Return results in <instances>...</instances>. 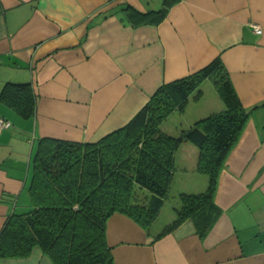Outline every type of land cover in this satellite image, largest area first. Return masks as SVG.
Instances as JSON below:
<instances>
[{"label": "crops", "instance_id": "crops-1", "mask_svg": "<svg viewBox=\"0 0 264 264\" xmlns=\"http://www.w3.org/2000/svg\"><path fill=\"white\" fill-rule=\"evenodd\" d=\"M216 57L250 110L217 179L216 222L204 237L190 218L155 237L174 219L179 193L207 186L196 170L198 148L183 142L169 195L149 230L115 212L106 238L116 264H264V0H0V118L7 123L0 128V230L12 212L29 208L39 138L97 141L124 125L162 83ZM8 83H28L30 116L2 95ZM163 122L161 129L174 135ZM0 264L54 263L34 246L25 257H0Z\"/></svg>", "mask_w": 264, "mask_h": 264}, {"label": "trees", "instance_id": "trees-1", "mask_svg": "<svg viewBox=\"0 0 264 264\" xmlns=\"http://www.w3.org/2000/svg\"><path fill=\"white\" fill-rule=\"evenodd\" d=\"M206 79L213 81L224 106L177 135L163 131L160 125L172 112L201 97ZM2 95L20 115L33 113L28 83H8ZM249 113L216 57L191 74L162 83L124 125L97 141L39 138L27 188L30 205L7 217L0 230V257H25L39 246L54 264H116L106 238L108 218L123 213L149 230L169 195L175 152L183 142L198 148L196 170L207 176V186L179 193L174 219L155 237L186 218L204 237L221 212L215 201L218 176Z\"/></svg>", "mask_w": 264, "mask_h": 264}, {"label": "rangeland", "instance_id": "rangeland-1", "mask_svg": "<svg viewBox=\"0 0 264 264\" xmlns=\"http://www.w3.org/2000/svg\"><path fill=\"white\" fill-rule=\"evenodd\" d=\"M200 88L202 90V95L199 99H189V102H187L182 110H175L164 120L163 125L166 129L172 131L174 135L180 132H178L177 129L181 127L183 121H187L190 118L192 119V117L197 115L198 111H204V109L208 110L213 105H220V102L223 103L211 79L203 82Z\"/></svg>", "mask_w": 264, "mask_h": 264}, {"label": "built area", "instance_id": "built-area-1", "mask_svg": "<svg viewBox=\"0 0 264 264\" xmlns=\"http://www.w3.org/2000/svg\"><path fill=\"white\" fill-rule=\"evenodd\" d=\"M252 28H253L254 32H256V33H260L262 31L261 27L256 23L252 24ZM6 125H7V123L4 122V120L2 118H0V128L4 127Z\"/></svg>", "mask_w": 264, "mask_h": 264}]
</instances>
